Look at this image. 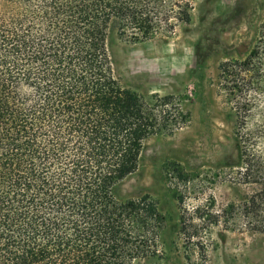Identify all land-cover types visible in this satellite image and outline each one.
<instances>
[{
    "label": "trees",
    "instance_id": "16d2710c",
    "mask_svg": "<svg viewBox=\"0 0 264 264\" xmlns=\"http://www.w3.org/2000/svg\"><path fill=\"white\" fill-rule=\"evenodd\" d=\"M192 11L191 0H0V264L162 260L157 202L123 201L117 188L145 142L189 115L124 85L113 43L168 40ZM220 72L238 181L255 187L240 215L264 238V24L250 55Z\"/></svg>",
    "mask_w": 264,
    "mask_h": 264
},
{
    "label": "rangeland",
    "instance_id": "374dc122",
    "mask_svg": "<svg viewBox=\"0 0 264 264\" xmlns=\"http://www.w3.org/2000/svg\"><path fill=\"white\" fill-rule=\"evenodd\" d=\"M191 1L190 23L168 40L113 43L124 85L148 100L172 96L189 115L145 142L140 169L117 188L123 201L150 195L167 219L162 260L136 264H264V238L240 215L255 187L238 181L237 119L220 72L257 45L264 0Z\"/></svg>",
    "mask_w": 264,
    "mask_h": 264
}]
</instances>
